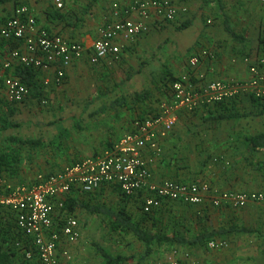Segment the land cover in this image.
Instances as JSON below:
<instances>
[{
  "label": "crops",
  "instance_id": "obj_1",
  "mask_svg": "<svg viewBox=\"0 0 264 264\" xmlns=\"http://www.w3.org/2000/svg\"><path fill=\"white\" fill-rule=\"evenodd\" d=\"M133 1L135 0H72L67 3L63 10L58 11L48 1L0 0V20L10 17L16 6L27 5L41 30L60 35L69 41L80 43L85 48L80 60L64 68V78L60 83L56 82V66L42 69L31 68L33 70L32 74L25 78V83L29 86H27L29 92L25 99L19 104H0V151L7 150L8 144L10 145L8 140L11 137L39 139L46 143L41 138L25 137L24 133L16 134L15 130H13L16 128L15 126H20L19 123L13 121L15 110L23 105L30 107L29 105L31 104L29 103L34 102L32 95L42 98L41 100L44 97L53 98L55 101L54 109L57 108V99L55 97L60 92L66 94L67 91L68 94H72L77 88L85 90L93 88L97 89L94 91L95 94L105 95L107 87L112 86L111 83L108 86L106 78L109 76L112 80L119 83L121 70L127 71L129 69L127 58L130 52H137L136 55L141 53L142 56L146 54V58L149 57V60L144 61L143 59L141 65L137 67L139 73L136 77L143 75L147 77L146 79H149V83L153 82L154 86H156V82L157 84L161 83L165 72L168 76L175 77H178L177 74L182 73L184 69L185 73L189 72V58L201 50L214 51L216 55V60L214 61L204 59L199 68L207 75L208 79L226 81L247 79V66L243 63L242 58L246 56L254 58L260 52L256 53L254 50L245 48L249 46V41L245 34H242L240 28L236 29L230 25L234 32L246 38V43L236 42L226 33L223 23L225 13L223 14V12L222 20L218 25L210 26V28L205 30H202L198 20L192 18L187 20L191 23L189 27L181 32L170 31L168 26L172 22L150 19L147 22L149 28L147 33L134 39L122 36L117 40L121 47L122 60L120 59L121 57L118 60L109 58L95 59L93 57V44L98 38L99 29L103 27L107 19H111V5L117 2L121 8H124ZM216 9L218 13L219 11L221 12V5ZM186 13L179 14L178 17L184 16ZM131 18L138 19L135 14ZM231 21L229 20V23ZM165 31L171 32L168 35L169 38L163 36ZM261 31H264V25H262ZM162 36L164 37L162 39L164 43L160 40ZM162 44H165V47L157 51ZM16 46L17 43L14 41L5 42L0 39V75L13 76L21 80L16 73L23 67L16 64L15 61L9 62L8 68L3 67L7 61H10V52ZM188 49H192L193 54L188 58L185 65L176 66L177 56H183ZM175 50H178L179 53H175ZM121 61L122 63H120ZM118 66L122 69H120V74L117 76L115 72L119 70ZM168 91L169 86L161 97V102L168 98ZM154 96L158 95L154 93ZM152 100V94L150 93L146 99L138 101L132 107L123 108L126 104L122 106L113 105L117 100L105 103L103 99L96 98L88 104L86 114H84L86 117L89 116L94 119L92 121L95 122V126H92L88 132L90 144H93V147L90 144L85 147H77L74 154L76 156H73L74 158H79L77 161L68 160V164L64 166L59 163L58 165L50 163L42 167L43 164H40V166L34 167L32 170L30 168L32 165L20 167L16 176L2 179L11 186L30 185L36 182L39 175L58 172L66 166L101 154L123 135L131 132L134 120L153 116L158 111L160 104L156 103L154 106ZM42 102L46 103L45 101ZM83 106L86 107V105ZM85 107L82 108L85 109ZM59 109L65 110L63 106L59 107ZM114 109L117 110L113 112ZM229 111H237L243 115L238 118L219 117ZM256 111L257 107L253 106L250 97L240 94L236 99L222 105L203 106L192 114H180L174 130L165 139L160 140V156L149 163L155 182L159 183L166 180L186 183L206 182L210 186V192L214 195L227 191H264V151L252 152L248 145L249 137L264 133V115L255 116ZM84 115L82 117H85ZM7 117L10 121L4 119ZM95 119L97 120L95 121ZM102 120H104L103 123H101ZM27 121H33L34 125L38 126L45 120L42 118H36L35 120L29 118ZM1 122H5V129H1ZM7 123H13L15 126H7ZM100 123L104 124L103 128L100 127L102 126ZM25 127L26 125H23V131ZM62 135L63 131L57 133L46 143V146L48 143L51 144L53 142L49 146L53 145L55 149H58L60 142L63 141L62 138H64ZM57 142L58 146H56ZM48 149L50 150L51 148ZM148 156L149 153L145 151L144 158L147 159ZM112 191H116L119 196L123 197L119 188L114 185H102L92 194H82L73 191L69 197L78 200V197L83 196L85 201H77L78 205L73 213L76 214L77 211L84 210L85 206H99L103 202L102 197L110 195ZM124 203L130 205V201L127 199ZM81 205L85 206L81 207ZM180 207L189 210L186 215L176 217L177 223H186L185 229L180 235L189 237L198 235L202 228L207 229L213 225L212 223H215L213 226L217 227L215 228L216 230L222 228L223 224L229 221L231 214V208H213L209 205V201L206 198L205 203L199 206L168 202L160 209L154 211L151 216L154 215L158 219L160 218V221L166 223L167 220L162 217L165 215L166 218L168 215L169 218L174 219L173 214L169 212L171 209H179ZM8 214L11 216L9 219L7 218ZM1 215L4 221L2 222L1 220L0 222V247L10 253H16L18 256L16 257L17 264H23V262L37 264L24 258L22 249H30L32 246L16 230L13 214L4 210ZM170 222L172 224V221ZM151 227L153 229L149 231L159 233L155 231L154 225ZM196 228H198L197 232H195ZM171 229L166 234H171L175 231V228L172 227ZM206 229L202 230V232L206 231ZM175 232V234H179V232ZM79 241L73 245L59 244L58 250L60 252L67 250L72 258L67 264H83L85 247Z\"/></svg>",
  "mask_w": 264,
  "mask_h": 264
},
{
  "label": "built area",
  "instance_id": "obj_2",
  "mask_svg": "<svg viewBox=\"0 0 264 264\" xmlns=\"http://www.w3.org/2000/svg\"><path fill=\"white\" fill-rule=\"evenodd\" d=\"M35 1H48L60 11L72 0ZM186 11L170 0H135L124 8L114 2L111 19L105 21L94 41L93 57L118 60L121 47L117 40L122 36L134 39L148 32L150 19L172 22ZM133 14L138 19L131 18ZM0 39L17 43L4 68H8L11 61L23 68L56 66L57 83L64 78V68L80 60L85 51L80 43L41 30L27 5L16 6L10 17L0 20ZM204 59L216 60L214 51L201 50L191 56L188 60L190 71L169 85L168 98L160 103L158 111L153 116L134 120L131 132L101 154L58 172L39 175L30 185L11 186L0 178V222L4 221L1 215L4 210L13 214L16 230L32 246L22 249L27 261L67 264L72 259L67 250H58L59 244L73 245L81 238L75 214L66 211L68 197L73 191L92 194L102 185L117 186L124 197L139 198L141 211L146 215L168 202L199 206L206 198L213 208L242 209L250 203L259 204L264 214L263 192L227 191L214 195L206 182L166 180L157 183L149 168V163L161 154L160 140L174 130L180 114H192L200 107L225 103L240 94L264 101V56L242 58L247 66V79L229 81L208 79L199 70ZM28 92L20 79L0 75V104H19ZM145 151L149 153L147 159L144 158ZM226 245L222 239L208 242V247L215 250ZM169 264L177 262L170 261Z\"/></svg>",
  "mask_w": 264,
  "mask_h": 264
},
{
  "label": "rangeland",
  "instance_id": "obj_3",
  "mask_svg": "<svg viewBox=\"0 0 264 264\" xmlns=\"http://www.w3.org/2000/svg\"><path fill=\"white\" fill-rule=\"evenodd\" d=\"M172 1L176 2L180 8L187 7L186 9H188V11L187 13L185 12L186 15L184 16L178 17V15V18H176L173 23L169 24L168 28L170 31H183L177 29V27L182 22L190 20L191 18L200 22L199 24L202 26V30L210 28V26L214 27L222 20L223 12L228 20H232L230 23L231 27L236 29L240 28L242 34H245L248 38L249 46L245 48L254 50L256 53L258 52V36H260L261 32L262 35H264V31H261V27L264 25V0ZM220 5L222 9L221 12L219 11L218 13L216 8L220 7ZM208 20L211 21L210 24L207 23ZM170 33L165 31L163 32V36L169 38L168 35ZM163 36L160 38L161 42L164 38ZM164 47L165 44H162L157 51H160V49ZM259 49L262 50L260 54L264 55V49ZM177 51L175 50V53H179V51ZM192 52V49H188L183 56H177L178 60L176 66L185 65L188 58L193 54ZM136 54L137 52L129 53L127 58L129 69L127 71H123L120 66L117 67L119 68V70L115 72L117 76L120 74V69H122L119 83L112 80L109 76L106 78L108 80V86L110 83L112 86H109V88L107 87V93L105 95L99 93L95 94L94 91L97 89L92 88L88 90L87 88L85 90L83 88H77L72 94H68L67 91L66 94L60 92L55 97V99H57V108L55 109L53 108L55 105L53 98L44 97V99L41 100L42 98L35 95L31 96L32 99H34V102L29 103L31 104L29 105L30 107H28V105H23L21 108H17L14 113L15 116L13 121L19 123L20 126H15L16 128L13 129L16 134L24 133L25 137H38L45 140L46 143L59 132L63 131L62 137H64L62 138L63 141L60 142L61 144L58 149H55L52 145L48 147L51 148L50 150L47 147L33 150V153L31 154L32 156L24 157L21 167L32 165V167H30L32 170L34 167L40 166V164H43L42 167H45V165L47 166L50 163H56V165L59 163L64 166L68 164V160L77 161L79 158L73 157L76 156L74 155L76 153L75 149L90 144L88 132L92 126H95V122L92 121L94 119L89 116L86 117L84 114H86L88 104L96 98L103 99V102L105 103H110L115 100L122 101L123 104H126L123 106V108H125L132 107L134 104L132 102V96L134 94L147 93L148 96L151 93L153 105L156 103L160 104L161 97L165 94V90L167 91V87L163 81H161L160 84H157L156 82V86H154L153 82L149 83V79H146L147 77H144L143 75L136 77L139 73L137 67L141 65V61L143 59L144 61L149 60V57L146 58V54L145 56H142L141 53L139 55ZM122 56L123 55L121 54V60ZM120 63H122V61ZM184 73L185 69L182 70V73H178L177 76ZM154 93L158 96H154ZM42 101H45L46 103ZM83 105H86V107ZM61 106H63L65 110L59 109ZM82 107H85V109ZM115 110L117 109H114L113 112H115ZM83 115L85 117H82ZM29 118L33 120L36 118H42L45 121L37 126L34 125L33 121H27ZM4 119L6 121L9 120L8 117ZM96 120L97 119H95V121ZM103 122L104 120H102L101 123ZM23 125H26L24 131L22 130ZM30 125L34 127H31ZM101 125L102 126L100 127L103 128L104 124ZM90 145L93 147V144ZM56 146H58V144ZM254 192L264 193L263 190ZM83 199V196L78 197V201H84ZM102 201L103 202H101L99 206H105L114 211L125 208L126 212L130 214L135 222L143 218V216H141L142 211L140 210L141 200L137 197L129 200L130 205H127L124 203L126 201L124 197L119 196L116 191H112L110 195L102 197ZM188 211L187 208L185 209L183 207L174 210L171 209L169 213L173 214L174 219L169 218L168 215L165 218L164 214V216L162 215L163 217L161 216L167 220L166 223L160 221V218L158 219L154 215L145 216L141 227L146 230H152L153 228L151 226L154 225L155 231L159 233H162V231L167 233V231H171V228L173 227L175 228V231L181 234L185 229L186 223H177L176 217L184 216ZM164 213L167 214L166 212ZM75 216L81 229L79 243L81 242L85 247L83 264H105L103 257L98 253V249L104 250L112 258L122 257L129 264H169L170 261H176L177 264H264V214L263 207L259 204L250 203L242 209L231 208L230 219L227 223L223 224L224 226L222 228L237 226L251 229L253 233H235L216 238L218 240L222 239L227 244L226 247H223L222 249H210L208 244L197 248H186L178 244H154L151 248V253L146 258H144V245L138 241L132 233L112 231L108 227L107 221L103 216L91 215L83 209L77 211ZM9 217H11L10 214H8L7 218L9 219ZM152 221H154V223H152ZM170 221H172V224ZM212 224L214 225L215 223ZM213 225L211 227L209 226L207 229L202 228V230H216L215 228L217 227ZM197 229L198 228L195 229V232H197ZM202 230L199 234L202 233ZM175 231L169 233L175 234Z\"/></svg>",
  "mask_w": 264,
  "mask_h": 264
},
{
  "label": "trees",
  "instance_id": "obj_4",
  "mask_svg": "<svg viewBox=\"0 0 264 264\" xmlns=\"http://www.w3.org/2000/svg\"><path fill=\"white\" fill-rule=\"evenodd\" d=\"M170 1L178 5L176 2L172 0ZM179 1H185V0H179ZM174 21H172V23ZM223 23H224V29L226 33L234 41L239 42V43H244V42L246 43V38L244 36L237 34L236 32L232 30V28L230 27L229 20L226 15H224ZM190 24H191L190 21H184L177 27V29L184 30L187 27H189ZM259 48L264 49V35H262V32L260 36H258V53L262 52V50H260ZM259 55L264 56L263 54H260V53ZM32 72L33 70L31 68H22L20 71H17L16 75L21 78L22 83L24 85L28 86L27 83H25V78L29 76L30 74H32ZM176 78L177 77L175 76H170V75L168 76V74H166L165 72L162 81L165 83L166 87H168L169 84H171ZM147 97H148L147 93L135 94L132 97V102L135 104L138 101H142L146 99ZM250 99L252 100L253 106L257 107L255 116L264 115V101L258 100L254 97H250ZM222 104L224 103L217 104V105H222ZM113 105L122 106L123 102L115 101ZM242 115L243 114H239L237 111H229L225 114H222L219 117L220 118H238V117H241ZM4 123L5 122H1V129L6 128L5 126L6 124ZM7 126L14 127L15 124L9 123ZM8 142L10 143V145L8 144L7 150L0 151V177L6 178V179L12 178L13 176H16L18 174L19 169L21 167V163L24 160L25 156L30 157L32 156L31 154L33 153L32 152L33 150H36L37 148H44L46 146V143H44L43 141L39 139L35 140V139H23L19 137H11L9 138ZM248 143H249L248 145L250 146V149L252 152L264 151V133H260L255 136L249 137ZM51 144H53V142H51ZM51 144L48 143L46 147H48ZM124 198L127 199L128 201L131 199H134V198H129V197H124ZM77 201H78L77 199L68 197V200L66 203L67 213H73L75 211V208L78 205ZM84 206L85 205H81V207H84ZM84 210L91 215L103 216L104 219L107 221L108 227L112 231H123V232L132 233L135 236V238L138 241H140L145 247L144 258H146L151 253V248L154 244H158V245L178 244L186 248H197L205 244H208V241H211L219 237L227 236L230 234L253 233L251 229H246V228L237 227V226H231L228 228H221V229L212 230V231H203L202 233L196 236H192V237L180 235V234L155 233V232L143 229L141 227V223H143L144 217L151 216V215H146L142 213L143 218L135 222L131 218L130 214L126 212L125 208H121L118 211H113L105 206H91V207L85 206ZM98 252L103 257L105 264H122L126 262L125 259L122 257L112 258L102 249H98ZM263 254H264V250H263ZM16 257H18L16 253H10L8 250L0 247V264H17ZM23 264H28V263L23 262Z\"/></svg>",
  "mask_w": 264,
  "mask_h": 264
}]
</instances>
